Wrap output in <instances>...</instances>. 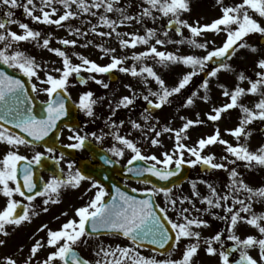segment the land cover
<instances>
[{
    "label": "snow or ice",
    "instance_id": "6c2138e0",
    "mask_svg": "<svg viewBox=\"0 0 264 264\" xmlns=\"http://www.w3.org/2000/svg\"><path fill=\"white\" fill-rule=\"evenodd\" d=\"M142 3L147 7H142L136 15H130L126 7L120 6V0H91L90 3L89 0H40L39 8H37L35 0H0V9L4 10L3 18H0V30H2L0 31V64L19 71L29 80L32 78L41 80L39 73L44 70L42 65L37 63L35 57L19 50L17 45L20 42H35L38 46L59 57L62 62V67L52 70L58 73V76H53L44 70L46 79L41 82L49 85L43 91L50 99L46 102V115L42 118H38L33 113L31 106L33 98L28 95L25 82L14 75H9L7 71L0 70V122H2L0 123V144L7 146L6 152L0 157V196L6 198V205L0 210V234L7 236L9 235L8 226L18 227L23 222H30L31 216L39 215L35 211L33 203L38 197L43 198L41 210L47 212L49 204L61 202L60 196L63 190L77 189L82 182L89 181L90 188L87 189L85 195L93 189L96 191L86 204L75 209L74 218L68 219L57 230L48 229L46 224L39 229V231L48 229L47 246L55 249L47 255L42 264H93L92 261L79 254L78 248L82 244L86 245L88 239L102 232L113 237H123L130 243L128 246L117 245L115 248L111 245H99L95 252L98 258L94 264H193L202 238L201 232L195 229L210 226L207 220L192 216L193 211L208 214L213 219L227 222V240L232 242V247L225 248L224 239H222L224 233L217 232L212 237L204 239L205 251L208 255L218 256L220 264H231L230 256L238 252L239 259L235 261V264H261L264 262V238L247 235L242 239L235 230L238 224L243 222L256 228L261 237H264V214L257 215L253 212L252 207L253 203L264 202V187L258 189L250 187L241 178L237 169L229 168L228 165H235L238 161H243L245 167L248 168L254 164L264 167V145H261L256 151H251L247 144L240 143L242 137L246 138L251 135V132L247 131L248 125L256 120L264 121V59L257 62L260 71L256 73V79H251L243 73L239 74L240 81H248L247 89L237 85L234 89L229 90L226 86L220 85L223 89L222 95L228 97L229 102L220 107H214L207 114L208 120L215 122L221 119L222 113L234 108L240 109L239 125L234 129L227 130L237 141L235 145L224 140L217 128L212 135L201 137L195 145L189 146L184 143L189 139L187 136L189 128L201 124L203 121L199 118L192 120L181 117L185 122L180 128L164 126L160 131H157L156 125L159 124V120L152 115L151 109H161L165 105L171 104L172 98L181 94L182 90L192 82L193 77L200 73L205 74L200 85L205 94L200 99L207 102L210 79L217 77L221 70L230 71L232 69V65L225 61L231 60L239 49L247 47L252 52L258 51L255 46L248 45L244 38L257 33L264 36V24L254 18L255 15L264 19V0H242L241 3L230 6H224L223 0H217V3L221 5L222 15L210 24L199 25L197 23L195 26L181 18L182 13L191 10L188 0H142ZM56 4L62 6V14H58L59 10L54 6ZM73 5H75V10H73ZM15 9H23L24 15L33 22L48 26L67 27L69 35L82 37L87 36L89 32L100 37L111 38L115 35L122 49L136 48L137 45L147 47L144 51L133 53L131 57H128L117 56L115 48L98 44L97 48L109 58L108 63L100 64L78 52L69 53L60 47H51L50 34L46 35L41 43L42 33L40 31L34 30L28 23L14 19L15 12L13 10ZM101 9H103L102 13L99 11ZM37 11L40 12V15L35 14ZM154 11L168 18L165 30L159 35L156 28H146L144 35L117 31L121 26H130L132 21L142 24L146 17L155 22L159 17L154 15ZM110 13H116L117 19H112L109 16ZM83 14L97 17V23L92 24L91 20L85 21L91 25L88 30L73 27L71 24L66 25L65 22L78 19ZM12 24H18L22 34L10 30L9 25ZM173 26H175L174 30L177 35L183 37L182 29L186 28L191 33V37L179 40L167 39ZM101 27L107 28L109 31H98L97 29ZM206 32H224L226 39L222 46L210 47L214 41L200 42L197 38ZM160 35L165 39H161ZM125 36L129 38L124 39ZM153 39H155L154 44L151 43ZM57 42L65 48H75L78 43L77 39H59ZM92 43L91 40H88L80 46L86 48ZM185 43L192 48L204 50L205 54L202 56L180 54L179 49L175 52L161 51L157 47V45L163 47L166 44ZM73 56L80 63H73ZM129 59L134 63L125 66ZM147 59L154 60L162 67L170 64H182L190 70L184 73L175 85L168 86L153 66L144 63ZM212 61H216V67H210ZM117 71L140 78L147 94H138L131 85H125L132 94L120 97L115 104L112 100L108 101L111 116H115L120 108H128L134 105L136 99L142 98L150 107L144 108L141 114L143 124L133 120L130 121L131 128L139 130L142 138L148 140L153 147L160 146L162 144L161 136L170 133L174 138L173 149L162 152L161 156L154 153L144 154L139 142L130 138L131 132L128 135L121 134L120 129L124 126L125 121L117 123L111 119V116L105 121L109 131L101 130L99 135L95 132L82 135L71 126L66 125L73 132V135L68 137L73 142L64 145V147L82 150L86 147L89 137L97 143L103 144L105 137L111 136L116 143L106 151L111 156L118 158H123L126 153L130 152L131 155L126 165L127 173L136 178H143L139 179V183L146 186L151 185V187L140 190L144 192L145 198L140 199L135 195H130L115 185L112 186L115 189V193L112 194L98 180L77 168L72 160H67V171H65L64 167H59L61 162L65 161V154L60 152L59 156L54 155L57 149L46 143L45 151L48 154V159L54 161L59 174L52 173L48 180L43 181L42 187L38 188L35 167L42 165L45 152L36 151L29 158L19 153L20 146H33L45 141L50 134L57 130L58 122L69 114L66 97H70V93H68L70 78L75 77L80 85H87L89 81H93L108 89L109 83L97 77ZM82 73H88V75L84 76ZM150 79L157 85L156 90L149 87ZM37 90L36 84H32V91ZM249 94L259 97L253 108L240 103V98ZM197 96L198 91H194L181 106H192ZM104 99V97L97 98L91 90L85 91L80 95L77 107L88 117H95V107ZM197 117H199L198 113ZM9 124L12 128L19 129V132L5 127ZM149 133H154V135H149ZM26 137L31 139H26ZM56 138L58 140L59 135ZM217 143L225 146V152L228 155L221 157V161H227V163L216 162L214 153L204 154L206 148ZM186 154L191 158L186 159ZM229 156L233 159H229ZM100 159L106 165L119 162L118 160L113 161L108 155L101 156ZM137 161L144 163L133 166ZM21 162H23L22 166ZM184 164L192 167L200 164L206 170L227 171L230 180L225 186L227 191L221 193L213 184L199 181V183L206 184L209 190L208 195H201L197 188L198 182L193 180L190 182L191 197L183 195L177 197L173 194V187H158L148 179L151 176L160 181H169L178 175ZM104 178L108 179V177ZM41 180H43L42 177ZM138 190L132 189L133 192ZM242 193L246 194L245 198H241ZM16 196L23 198L28 203H22L21 200L15 198ZM160 196L163 197L166 206L157 203V197ZM106 197H110V199L106 200ZM193 197L206 207L196 208ZM185 203L190 207H184ZM17 209H21V211L18 212ZM169 209L176 213V220L168 215ZM214 209H222L224 214H218L213 211ZM63 215H67V213L65 212ZM165 222L171 225V231L175 233L174 237L170 234V229ZM173 239L175 243L171 245V250H166L165 259L145 256L139 250L145 241L157 245L160 249H165L169 241ZM182 240H194L195 243H188L181 257L173 259V252ZM4 243V240H0V245ZM214 244H218L219 248L214 247ZM42 247L44 245L37 241L31 249V255L35 256ZM252 248L259 249V261L249 253V249ZM5 260L6 264H16V261L11 258H5Z\"/></svg>",
    "mask_w": 264,
    "mask_h": 264
},
{
    "label": "rangeland",
    "instance_id": "374dc122",
    "mask_svg": "<svg viewBox=\"0 0 264 264\" xmlns=\"http://www.w3.org/2000/svg\"><path fill=\"white\" fill-rule=\"evenodd\" d=\"M91 0H89V3ZM242 0H223L224 6H230L235 5L238 3H241ZM190 11L182 13L181 18L184 20H187L189 24L192 25H205L212 23L215 19L219 18L222 15L221 12V5L217 3V0H188ZM40 3L37 5V8H39ZM56 7V5H54ZM120 6L126 7L127 12L130 15H136L142 7H147L146 4L142 3V0H120ZM194 6V7H193ZM58 14H62L63 8H57ZM49 10V9H46ZM73 10H75V5H73ZM3 9H0V18H3ZM15 12L14 19L28 23L31 28L34 30H38L42 33V36L40 37V41L42 43V40L45 38L46 35L50 34L51 39V47H60L62 49H65L69 53L71 52H78L87 58L96 61L100 64H106L109 62V58L107 56H104V53L101 52L96 45H104L105 47H111L115 48L116 52L115 55L117 56H128L131 57L133 53H138L141 51H144L147 46L145 45H137L136 48H121L119 46V42L115 35H113L111 38L109 37H100L97 35L92 34L89 32L87 36L77 37L75 35H69L67 27H57L55 25L48 26L40 23L33 22L29 17L25 16L23 13V9H15L13 10ZM93 11H96L93 9ZM101 13L103 12V9L99 10ZM36 15H40V12L37 11L35 13ZM154 15L158 16L159 19H157L155 22H153L149 18H145L144 22L142 24L136 23V21L130 22V26H121L117 29V31L121 33H136L139 35H144L146 28H156L158 35L164 31V25L166 21L168 20L167 17H164L161 13L155 12ZM109 16L112 19H117L116 13H110ZM55 18V17H54ZM254 18L260 20L262 24H264V19L259 18L258 16L254 15ZM147 19V20H146ZM91 20L92 24L97 23V17H91L87 14H83L78 19H73L69 22H65L67 24H71L73 27H81L83 30H88L91 25L85 23V21ZM10 30L16 31L17 33L22 34V30L19 28L18 24H12L9 25ZM98 31H109V29L101 27L97 29ZM2 31V30H0ZM183 31V37L177 36L174 32L169 31V36L171 40H179L182 38H190L191 33L186 29H182ZM262 35L260 34H250L249 36L244 38V41L248 45L255 46L258 51L252 52L247 48L249 51L246 53V48L239 49L235 56L232 57L231 60H228L226 63L231 64L232 66H236V69H239L243 72L245 76L256 79V73L260 71V69L257 67V62L260 59H264V45H260L258 43V39ZM124 39H128L129 37L125 36ZM161 39H165L162 35H160ZM59 39H77L78 43L75 48H65V46L60 45L57 41ZM168 39V38H167ZM200 42L209 41L213 42L214 44H210V47H216V46H222V43L226 39V34L224 32L220 33H214V32H206L202 36L197 38ZM88 40H91L93 43L90 44L88 47H81L80 45L86 43ZM151 43H155V39L151 41ZM239 43V42H238ZM186 44V43H185ZM180 45L182 44H166L165 46L161 47L157 45L158 49L161 51H173L175 52L177 49H179L180 54H188L189 51L187 48L183 49ZM17 47L19 50L26 52L28 55L35 57L37 63H40L44 70H47L51 75L58 76L59 74L52 71L55 68L62 67V62L59 57L54 55L53 53L49 52L48 50L38 46L35 42H20ZM205 52L202 49L197 50L195 55H204ZM104 56L103 59L101 57ZM73 63H80V61L76 57H72ZM134 62L129 59L127 61V64L125 66H130ZM144 63H147L154 67L156 72L166 81L168 86H173L177 83L175 79H179L184 73L188 72L190 69L185 67H180L179 64H170L166 67H162L161 65L157 64L152 59H147L144 61ZM178 67L181 69V72H177ZM40 71L39 75L41 80L46 79L45 71ZM235 70L225 71L221 70L217 77L211 78L209 81V87H208V101H202L197 102L195 98V103L192 106L189 107H182L181 105L184 103L186 98L188 96H191V94L194 91H198V95L201 93L204 95V91H202V88H200V85L202 81L204 80L202 73H200L198 76L193 77L192 82L184 89L182 90V93L172 98L173 101H178V109L176 111L177 114H174L173 111L174 108L172 104L165 105L162 107L158 112L152 114L155 118L159 120V124L156 126V130L160 131L162 127L168 126L175 129H178L182 126V124L185 122V120H182L181 117H185V119H192L196 120L199 118L203 123L198 124L196 126L190 127L187 136L189 139L185 140L184 143L188 144L189 146L195 145L196 141L201 137H207L209 135H212L216 129L218 128L221 133V137L224 140L227 141H236L233 136H231L228 133V129H234L239 125L240 119H241V111L239 108L230 109L225 113H222L221 119L218 121H210L208 120V113L211 112V110L214 107H220L226 103L229 102V98L222 95L223 89L220 87V85L226 86L228 89L232 90L237 85L236 83L239 81L241 84L240 87H243L247 89L249 87V83L247 80L240 81L238 77L236 76ZM117 75V80L113 83L109 82L107 80V77L105 75L98 76V79H103L105 82L109 83L110 87L108 89L103 88L101 85L95 84L93 81H89L87 85L79 86L76 81L74 80V77L70 78V86L68 88L69 92H72L74 96V100L79 98V95L85 91H93L95 96L97 98L104 97L105 99L97 104L95 107V117H88L97 127L98 130H103L104 132H108L109 129L105 124V121L111 116V110L108 106V101L112 100L113 104L122 96L129 95V91L125 87V85H129L130 81L127 82V79H140L138 77H132L130 74H124L120 72H115ZM82 75L87 76L88 73H82ZM239 76V75H238ZM35 79V84L38 86V92L41 99H44L46 96L43 89L45 86L41 82V80ZM216 79L214 83L211 84L212 80ZM174 80V81H173ZM135 80L131 84H135ZM45 95V96H44ZM198 97V96H197ZM259 99V97H258ZM258 100L254 98L253 95H245L240 98V103L247 105L249 108H253L254 103ZM174 107L177 108V105L174 104ZM188 108V110H187ZM182 109H184L182 111ZM192 113V115H191ZM197 113L199 114V117H197ZM117 118H119V121H125L124 126L120 129L121 134L128 135L129 132H132L130 121H137L139 122V118L136 117V112L134 110H129L128 112H122V113H116ZM114 116H111V119H113ZM114 120V119H113ZM152 123V122H150ZM264 124V121L256 120L252 124L247 126V131L251 132V135L249 137H242L240 140V143L247 144L249 149L251 151H256L261 145H264V134L259 132V127ZM139 135L142 134L141 132ZM149 135H154V133H149ZM111 139V137H110ZM162 144L160 146L153 147L150 145L148 140L142 138L143 145H146L148 149V154H156L157 156H161V153L164 151H169L173 149L174 146V138L172 134L165 133L161 136ZM214 153L216 157V162H224L227 163V161H221V157L228 155L225 152V146L220 144H215L213 146H209L205 149L204 154ZM128 156V154H127ZM126 156V157H127ZM191 158L186 154V159ZM229 159H233V157L229 156ZM199 164H197L195 167H193V171L191 172V175L189 178L181 185L179 190L177 192L173 191V194H178L177 197L181 196V194H187L186 196L191 197V181L196 180L197 188L201 195H208L209 190L204 183H199V181H207V183L213 184L218 191L221 193L224 192V189L227 190L225 187L229 182V173L224 170H215L214 173L211 174H205V172L200 173L198 170ZM237 164L232 165L229 164V168L235 167L237 171L241 174V178L252 188L258 189L261 187H264V167L259 165H253L251 168L245 167V163L242 161L237 167ZM213 175V176H211ZM246 194L242 193L241 198H245ZM195 202L196 208L203 209L206 207V205L200 204L199 200L196 198H192ZM184 207H190L189 204L185 203L183 205ZM179 207V205H178ZM239 207V206H237ZM253 212H255L257 215L264 214V202H256L253 203ZM171 210V209H169ZM213 211L217 212L218 214L223 215L222 209H214ZM171 212V211H170ZM192 216L199 217L207 220L210 223L214 224L215 228L212 229H203V227L200 229H196L201 232V241H200V249L198 251V254L193 259V264H220L219 257L218 256H210L206 253L205 248L206 245L204 243L205 238H210L213 235H215L217 232L224 233L222 239H224L225 246L232 244L231 241L227 240V222L221 221L219 219H213L211 215L208 214H202L198 212H192ZM247 215V214H242ZM212 217V219H211ZM216 225V226H215ZM236 234L239 235L242 239L245 238L247 235H253L257 238H264L261 237L258 230L252 226L247 225L246 223H239L236 228ZM195 243V241H188V240H182L180 244L176 247L177 252H173V259H179L183 253V250L185 246L188 243ZM219 246L218 244H214V247ZM249 253L256 258L259 261V249L258 248H252L249 249ZM147 256H154L156 259H160L159 257L155 255H147ZM239 256V253H233L230 257V260L236 258ZM166 258V257H165ZM261 264H264V262H261Z\"/></svg>",
    "mask_w": 264,
    "mask_h": 264
},
{
    "label": "flooded vegetation",
    "instance_id": "af4514ba",
    "mask_svg": "<svg viewBox=\"0 0 264 264\" xmlns=\"http://www.w3.org/2000/svg\"><path fill=\"white\" fill-rule=\"evenodd\" d=\"M128 80L130 81L129 85H131L132 89H134L136 93L138 94L143 93L145 95L147 94V90L144 87V84L141 82V79H127V82H129ZM134 80L136 83L131 84L133 83ZM29 81L32 88V84H35V79H31ZM43 85L45 86V88L49 86L45 83H43ZM36 87L37 89L39 88L38 86ZM149 87H151L153 90H156L157 85L153 80L150 79ZM127 90L129 91V95H131L132 93L130 92L129 88H127ZM33 93L35 97H37L41 101L42 100L46 101L49 97L45 93L46 96L44 95L45 96L44 99H41L38 90ZM68 93H70L69 98L76 106V114L78 120V124L71 128L82 135L85 133H92V132H95L99 135L101 131L98 130L96 125L88 118V116L85 115V113L82 112L77 107L79 98L74 100V96L72 92L68 91ZM144 108H146V102L142 98H138L136 99L134 105L129 106L128 108H120L118 110V113L134 110L137 114L136 117L139 118V123H140V121L142 120L141 114L143 113ZM154 113L156 112H152V114ZM113 119L117 123H119V118H117V115H115ZM70 135H73V132L69 130V127L62 126L59 130V139L57 140V143L47 144L48 146H52L57 149L54 155L59 156L60 152H63L65 154V161H62L59 167H64L65 171H67L66 162L67 160H72L75 162L77 168L81 169L86 175H91L93 179L98 180L112 194L115 193V189L112 188L111 185H119L122 191H126L130 195H135L140 199L145 198L144 192L140 190L144 189L145 187H151V185H147V186L143 185L139 183V179L137 178L121 177L119 172H117V166L119 168L123 167L127 163V160L130 158L131 154L130 152L126 153L125 157L123 158L111 156V154L106 151L109 147H111L113 144L116 143L111 136H106L103 144L97 143L94 139L89 137V141L84 149L75 150L64 147V145L73 142L68 139ZM135 140L139 142V146L142 148L144 154H148V149L147 147H145L146 145H143L141 135L138 134ZM229 142L233 143L234 145L237 143V141H229ZM6 150H7V146L4 144H0V157L3 156ZM36 151L45 152V158L42 165L35 167L38 188H40L42 187L43 181L48 180L52 173L54 172L57 174L59 173L57 166H55L54 164V161L48 159V154L45 151V144L44 145L35 144L33 146L22 145L19 148V153L29 158H31ZM104 155H108L111 157L113 161L118 160L119 162L118 163L114 162L111 165H106L100 159V157ZM22 164L23 162H21V166ZM214 172L215 170L209 169V171H206L205 174L208 175ZM41 177L43 178V180H41ZM104 177H108V179H105ZM88 188H90V182L84 181L82 182L81 186L77 189L68 188L63 190L60 196L61 202L56 204H49L48 205L49 210L47 212L41 210L43 198L38 197L33 203L35 205V211L38 212L39 215L31 216L30 222H23L18 227L8 226L7 231L9 232V235L7 236L0 234V240L5 241L3 245H0V264H6L5 258H11L15 260L16 264H26V262L27 264H42V262L46 259L47 255L55 250L47 246L46 243L48 238L47 230L48 229L57 230L68 219H72L75 217V209L86 204L89 198L92 197L96 191L95 189H93L92 191L87 192V195H85V192L87 191ZM133 188L139 190L137 192H133L132 191ZM178 190L179 188H173L174 192H177ZM226 191L227 190L224 189V192ZM175 196H178V194H176ZM15 198L17 200H21L22 203L24 204L28 203L26 200H23V198L19 196H16ZM105 199L106 200L110 199V197H106ZM157 203H159L161 206H166L164 204V199L162 196L157 197ZM5 205H6V198L0 196V210H2ZM17 211L20 212L21 209H17ZM65 212L67 213V215H63V213ZM168 215L173 220H176V213L174 211L169 210ZM45 224L48 226V229L39 231V229ZM205 228L212 229L215 227L214 224L210 223L209 227H203V229ZM37 241H40L44 245V247L40 248L35 256H32L31 249L36 244ZM129 243L130 242L124 239L123 237H113L109 234H97L96 236H93L92 238L88 239L86 245L84 244L80 245V247L78 248V252L83 258L92 261L94 264L95 260L98 258L96 257L95 252L98 250L99 245H104V246L111 245L113 248H115L117 245L128 246ZM174 243L175 241L173 242V244ZM217 248H219V246H217ZM139 250L145 256L155 255L160 259H165L166 257V253H162V254L157 253L151 249H148L147 247L142 246ZM169 250H171V248ZM177 250L178 249H176L174 252L176 253Z\"/></svg>",
    "mask_w": 264,
    "mask_h": 264
},
{
    "label": "water",
    "instance_id": "95a60500",
    "mask_svg": "<svg viewBox=\"0 0 264 264\" xmlns=\"http://www.w3.org/2000/svg\"><path fill=\"white\" fill-rule=\"evenodd\" d=\"M174 29H175V26L172 27V30H174ZM260 42L264 43V38H261ZM210 64L214 65V66H217L216 61H212V62H210ZM0 70L7 71L9 73V75H14L16 78L21 79V80H23L25 82V87L28 89V95L33 98L32 102H31V106L33 107V113L38 118L44 117L46 115V112H45L46 102H40L39 100H37L34 97L33 92L31 90V87H30V84H29V81H28V77H25L22 73H17V72L12 71L10 68H8L6 65H3V64H0ZM106 75L108 76V78L110 80H115V78H116L113 73L112 74H106ZM66 101H67V108H68L69 114L67 116L63 117L61 119V121L58 122L57 130H55L54 133L50 134L49 137H47L45 141L39 142L40 144L56 143V140H57L56 137L58 135L59 128H60L61 125L74 126V125L77 124L75 106L71 103V101L69 100L68 97H66ZM147 107H150V106L147 104ZM151 110H157V109H151ZM6 126H11V125L9 124V125H6ZM13 130L15 132H19V129H14L13 128ZM261 130H264V127ZM22 135H26V134H22ZM26 139H31V138L30 137H26ZM139 163L143 164L142 161L141 162L139 161ZM200 169L204 170L205 167L203 165H201ZM123 173L127 174L126 166L123 169L120 170V174H123ZM188 173H189V166H188V164H184V165H182L178 175L175 176V177H172L169 181H160L157 178L151 177V176H149L148 179H150L152 181V184H155L158 187H172L173 185H179L183 180H185V178L187 177ZM165 224L169 228V225L166 222H165ZM104 233H106V232H104ZM170 234L173 236L171 230H170ZM172 242H173V240L169 241V244L166 245L165 249H160L157 245L149 244L147 241H145L142 246L149 247V248H151V249H153L155 251H158V252H164L171 246ZM228 248H230V247H228ZM231 264H235V261L231 262Z\"/></svg>",
    "mask_w": 264,
    "mask_h": 264
}]
</instances>
